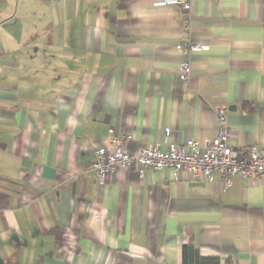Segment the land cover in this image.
<instances>
[{"label": "crops", "instance_id": "1", "mask_svg": "<svg viewBox=\"0 0 264 264\" xmlns=\"http://www.w3.org/2000/svg\"><path fill=\"white\" fill-rule=\"evenodd\" d=\"M167 1L0 0V264H264L260 180L91 169L111 132L203 144L220 108L264 149V0Z\"/></svg>", "mask_w": 264, "mask_h": 264}, {"label": "built area", "instance_id": "2", "mask_svg": "<svg viewBox=\"0 0 264 264\" xmlns=\"http://www.w3.org/2000/svg\"><path fill=\"white\" fill-rule=\"evenodd\" d=\"M191 0H173L166 4H179L190 7ZM207 46L187 43L177 46V50L187 54L190 51L206 49ZM190 72L187 63L181 65L182 79L186 80ZM166 136L169 130L165 131ZM231 137L227 112L220 108L216 113V130L210 140L199 144L196 140L176 143L166 140L162 149L158 144L149 145L137 153H130L127 144L130 136L110 133L105 145L97 148L91 169L97 181L103 183L106 175L116 167L137 166L139 177L147 170L169 169L174 178L186 171L192 180L211 183L219 176L225 187L231 186L234 177L251 178L264 183V149L257 146L246 152L229 144Z\"/></svg>", "mask_w": 264, "mask_h": 264}]
</instances>
